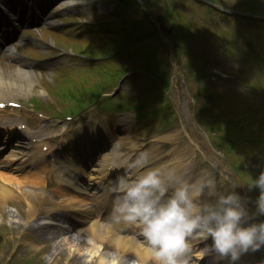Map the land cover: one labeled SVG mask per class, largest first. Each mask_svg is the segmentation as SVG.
I'll return each instance as SVG.
<instances>
[{"label":"clouds","instance_id":"obj_1","mask_svg":"<svg viewBox=\"0 0 264 264\" xmlns=\"http://www.w3.org/2000/svg\"><path fill=\"white\" fill-rule=\"evenodd\" d=\"M147 156L130 166L143 171L119 176L110 191L115 193L111 219L135 227L143 236L153 264H190L191 238L206 243L200 255H214L237 264L249 251L264 248V171L256 178L249 175L248 190L259 189L255 212L247 204L250 198L235 189L215 195L214 181H188L175 171L146 168ZM245 185V184H244ZM215 198H211V197ZM93 243L98 251L95 264H124L121 255Z\"/></svg>","mask_w":264,"mask_h":264},{"label":"rangeland","instance_id":"obj_2","mask_svg":"<svg viewBox=\"0 0 264 264\" xmlns=\"http://www.w3.org/2000/svg\"><path fill=\"white\" fill-rule=\"evenodd\" d=\"M237 1L242 0H219L220 3L226 4L227 7L229 5L232 6H238L239 3ZM249 1V0H248ZM262 1L264 4V0H257ZM183 3H186L184 7L181 9L180 12V19H178L175 23L167 25L168 29H171L175 32L174 35L178 36L179 33L185 35L187 33H190L191 30L194 28L192 32V36L196 37L195 47H194V54L193 58L196 60L198 57L199 51L198 49H205L206 45H210V42L214 43H220L222 45L229 44L232 42L231 35L234 33L235 28H237V31L242 32L247 28L251 21L248 18L245 19H233L232 17H226L223 18L222 16L214 13V12H208L207 8L204 6V3L199 1H182ZM238 3V4H237ZM165 10V8H163ZM210 13V14H209ZM258 28L262 31L264 29V26H258ZM217 36L220 37L219 40H217ZM218 50L220 52H223L222 49L219 47ZM142 63L138 65L141 68H144L150 72L153 71V66H159L161 64L164 65V67L168 66V70L170 72L169 63L165 62L164 56H160L159 54H155L153 58L151 59V62L143 60ZM94 70H98L99 67L97 65ZM6 71H10L8 69H5ZM189 72V71H188ZM96 72H92V74H95ZM48 82H51L50 78L46 79ZM90 82V81H89ZM63 84V82H62ZM47 89L51 91V94L53 91H55L60 98L64 97V94L62 95L61 90V84L50 86V83H47ZM85 87H91L92 84L86 83V77L78 76L77 77V85L76 86H83ZM59 86V87H58ZM141 96L143 97L147 89L141 86ZM103 86L100 85L97 86L95 90L93 91L94 87L89 91L88 98L92 97L93 93L96 92L99 89H102ZM51 94L49 101L50 103H54L55 101L51 99ZM130 96V95H129ZM133 96V95H131ZM130 96V97H131ZM135 97V96H134ZM169 125L167 131L163 134L161 138H158L157 140L161 141L162 145H170L171 142H177L181 144L180 146L174 147L176 151H180V148L183 150L187 147V149H193L194 146L192 145V142L189 140L187 134L185 132H182L179 130V127H176L177 124L174 122V119L171 117L169 119ZM208 126L210 128H214V125L211 121H209ZM153 134V135H152ZM157 130L152 132H148L146 135V139L152 138V136L157 137ZM169 138V140H168ZM167 140V141H166ZM185 145L184 147H182ZM159 155L163 154V151L160 150L158 152ZM195 151L191 150L190 153H186L185 155H188V158L192 159L193 166L189 168L190 171L192 170H199L201 168H206L202 164V158L198 155L197 158H194ZM165 155V151H164ZM194 158V159H193ZM234 160H243V156L235 157ZM247 161H245L246 163ZM255 168V167H253ZM252 168V169H253ZM215 172V171H214ZM216 173V172H215ZM217 175V176H215ZM211 177H220L224 182H226V179L221 173L214 174ZM229 184V182L227 183ZM22 189L29 190L30 187H24L22 186ZM233 188L229 187V191H231ZM229 191H224L226 194ZM14 208L18 210V207H21L23 211L27 209L23 204H13ZM3 211H0V264H62L61 261L66 256V252L63 250L55 251L54 249V241H53V235H51V232L47 231H40L37 228H35V222L33 221L37 216H33L30 218V216L26 217V215H20L18 213V217L14 220V223L12 222V216H10V213H8V209H3ZM42 216V215H40ZM20 221H27L30 223V226H26L24 222ZM44 237H42V235ZM46 234L48 236H46ZM13 237V238H12ZM43 247H45L43 249ZM58 252H62L61 258L58 255ZM84 252V251H83ZM85 253H83V256H78L77 252L72 253L70 256H68L67 259H64L63 264H89L91 262H87V260L84 257Z\"/></svg>","mask_w":264,"mask_h":264},{"label":"bare ground","instance_id":"obj_3","mask_svg":"<svg viewBox=\"0 0 264 264\" xmlns=\"http://www.w3.org/2000/svg\"><path fill=\"white\" fill-rule=\"evenodd\" d=\"M1 69V68H0ZM31 76L30 73H28L27 71L23 72L22 70H16L15 72H8L6 73L5 71L3 72L2 70H0V100H7L12 98L11 92H17V93H26V95H24V97H28L29 94L33 93V85L29 82L28 78ZM12 156H14L12 154ZM10 156L8 155L6 157L5 161H1L0 162V169H8L9 171H13L14 170H19V167L16 165L15 167L9 168V166L11 167L13 164V161H16V158H9ZM12 164V165H11ZM173 168H170L167 170L168 171H172ZM15 172V171H14ZM11 181V179H9ZM27 184L32 185V182H29L27 180H25ZM9 198H12V195L9 194V192H7L6 190H4L3 188H0V200L4 201L7 200ZM32 213L37 214L35 211H33ZM92 238H94V241L96 244H102L104 246L105 249L111 250V249H115L116 252H118L120 255L124 254L126 256H128V254L130 255V257H132L133 254H135L136 258H137V264H145L146 260H148V256L149 253L145 252L143 250L138 249L136 250V245L133 244H129L127 247H124L125 245H123V243L120 240H114L113 235L111 234L109 229H100L99 231H95L93 229L92 232ZM84 243V242H88V250H91V254L95 255V253L98 251L97 249H95L93 247V244H91L88 240H82L81 242L78 243ZM68 248V247H67ZM70 249V247L68 248ZM85 250V246L84 245H79L78 247H76V252L78 253V256H83L82 255V251ZM88 250H86L88 252ZM68 252V251H67ZM196 252V251H195Z\"/></svg>","mask_w":264,"mask_h":264}]
</instances>
